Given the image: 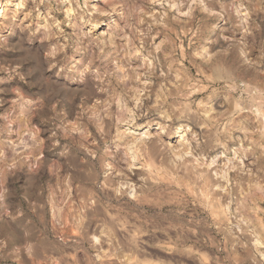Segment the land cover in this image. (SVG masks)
<instances>
[{
  "label": "clouds",
  "instance_id": "1",
  "mask_svg": "<svg viewBox=\"0 0 264 264\" xmlns=\"http://www.w3.org/2000/svg\"><path fill=\"white\" fill-rule=\"evenodd\" d=\"M0 264H264V0H0Z\"/></svg>",
  "mask_w": 264,
  "mask_h": 264
}]
</instances>
